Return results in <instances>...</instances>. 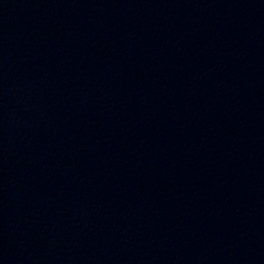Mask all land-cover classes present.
Instances as JSON below:
<instances>
[{
  "label": "water",
  "instance_id": "water-1",
  "mask_svg": "<svg viewBox=\"0 0 264 264\" xmlns=\"http://www.w3.org/2000/svg\"><path fill=\"white\" fill-rule=\"evenodd\" d=\"M0 264H264V0H0Z\"/></svg>",
  "mask_w": 264,
  "mask_h": 264
}]
</instances>
